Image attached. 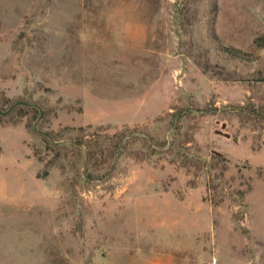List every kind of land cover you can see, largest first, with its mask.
<instances>
[{
  "label": "rangeland",
  "instance_id": "rangeland-1",
  "mask_svg": "<svg viewBox=\"0 0 264 264\" xmlns=\"http://www.w3.org/2000/svg\"><path fill=\"white\" fill-rule=\"evenodd\" d=\"M263 30L264 0H0V108L34 107L0 112V264H264Z\"/></svg>",
  "mask_w": 264,
  "mask_h": 264
},
{
  "label": "trees",
  "instance_id": "trees-1",
  "mask_svg": "<svg viewBox=\"0 0 264 264\" xmlns=\"http://www.w3.org/2000/svg\"><path fill=\"white\" fill-rule=\"evenodd\" d=\"M255 42L258 44V45H264V30L261 34L257 35L255 38H254ZM221 49H223L225 52H227L230 56L232 57H237V58H240V59H247V52L245 51H242L240 48H235V47H231V46H220ZM16 107H30V108H34L33 106H26V103L23 104V105H20V106H12L8 112H11L13 111ZM2 109V108H1ZM6 113V112H5ZM42 136L44 137V139H46L48 141V143L50 144H54V145H59L60 143V140L59 138L57 137H54V136H50L49 134H44L42 133ZM37 153V151H36Z\"/></svg>",
  "mask_w": 264,
  "mask_h": 264
},
{
  "label": "water",
  "instance_id": "water-1",
  "mask_svg": "<svg viewBox=\"0 0 264 264\" xmlns=\"http://www.w3.org/2000/svg\"><path fill=\"white\" fill-rule=\"evenodd\" d=\"M16 103H18V102H14V103H12L8 108H6V109H1L0 108V112H2V113H5V112H7L14 104H16ZM20 103H26L25 101H20Z\"/></svg>",
  "mask_w": 264,
  "mask_h": 264
}]
</instances>
